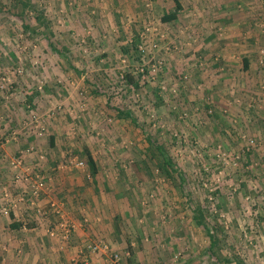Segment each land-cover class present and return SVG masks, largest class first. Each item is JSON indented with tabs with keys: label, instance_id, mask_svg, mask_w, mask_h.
<instances>
[{
	"label": "rangeland",
	"instance_id": "1",
	"mask_svg": "<svg viewBox=\"0 0 264 264\" xmlns=\"http://www.w3.org/2000/svg\"><path fill=\"white\" fill-rule=\"evenodd\" d=\"M170 1L0 0L1 250L26 256L21 240L41 224L56 236L65 210L88 241L77 261H66L70 244L53 250L63 264H264V76L252 93L222 83L213 62L199 66L187 44L196 39L161 22ZM149 138L172 159L171 175ZM84 147L107 164L97 178ZM62 162L86 192L70 210L47 175ZM49 197L44 214L37 202Z\"/></svg>",
	"mask_w": 264,
	"mask_h": 264
},
{
	"label": "crops",
	"instance_id": "2",
	"mask_svg": "<svg viewBox=\"0 0 264 264\" xmlns=\"http://www.w3.org/2000/svg\"><path fill=\"white\" fill-rule=\"evenodd\" d=\"M183 1L184 0H179L181 8L177 10L176 4V9H172V12H176L177 10V19L163 22L161 17L162 24L165 26H171L172 23H175L179 25V27L187 29L188 35L196 39L195 41H192V43L187 42V44H190L191 48L189 49L198 52L200 57L199 66H203V68L207 70L209 69V64L213 62L216 65V70H226L223 75L227 76H225L224 79H221L222 83L223 80L224 82L228 80L230 83H236L238 86L243 84V88L246 91L258 93L253 91L259 90L257 82L259 81V78L261 79L262 76H264L260 74L261 72H264V60H262L259 52L260 48L264 47V0ZM151 2L156 7L162 6L163 3H165V5L171 3L170 0H151ZM170 7L173 6L171 5ZM165 13L170 12L164 8L162 15ZM241 40H243V44L241 43ZM52 147V150L56 149L55 145H52ZM85 148L89 149L97 164L98 173L93 175L90 172L94 178H97L99 174L102 175L105 172L104 169L107 164L101 159L99 160L94 149L89 147H84L81 155L86 156ZM30 159H32L31 156ZM31 161H27L26 165ZM20 162L22 163V161ZM47 175L48 178L53 181V188L63 191V196L66 198L64 205H68L67 209H71L72 205L69 201L73 200L75 196H85L86 192L84 189H80L79 193L76 192L77 185L80 183V176L78 171L75 170V165H68L62 162L57 165L55 169L49 170ZM81 184L84 183L81 181ZM50 199L52 198L41 199L37 202V206H44L45 210L48 208L46 203H48ZM28 204L31 205L30 202H28ZM27 211L29 212L30 210L28 209ZM64 211L59 214V221L53 227L55 230L57 229L56 236L49 235L47 230L43 228L44 225L41 224L42 227L33 228L37 232L36 235L21 240L22 245L20 244V246L27 248L28 254L26 256L24 253L20 254V256H16V254H11L10 251L5 252L3 249H0V264H11L10 261H15L16 263L21 261L20 264H51L52 261H56L59 264H63L65 259L63 262L61 257L59 258L56 256L54 251L59 248L65 249L64 247L69 246V244L70 250L73 254L71 253L70 258L66 261L69 263L77 261V259L80 260L79 257H83L84 255L78 254V252L80 248L85 247V244L88 241L86 238L87 234L83 228L82 219H79L75 215V212H70V215L73 216L71 217ZM86 213H88V211H86ZM44 214L49 213L45 210ZM24 220L25 219H23V221ZM23 223L25 224V221ZM25 226L24 228H26ZM67 228H71L70 237L66 235V239L64 238L65 240L61 237H57L59 236V232L63 230H66L67 232ZM65 241H67V243ZM24 251L25 249L21 248L19 253ZM12 258H14V260ZM100 260L103 261L97 256L93 261L94 263L95 261L96 263H99L101 262ZM104 261L110 263L109 259L105 258ZM104 261L102 262L103 264H105Z\"/></svg>",
	"mask_w": 264,
	"mask_h": 264
},
{
	"label": "trees",
	"instance_id": "3",
	"mask_svg": "<svg viewBox=\"0 0 264 264\" xmlns=\"http://www.w3.org/2000/svg\"><path fill=\"white\" fill-rule=\"evenodd\" d=\"M181 8V4L180 2L177 0V10ZM177 10L176 12H170V13H165L162 16V21L163 22H169V21H173L177 19ZM39 19L41 20V18L39 17ZM42 21V20H41ZM43 22V21H42ZM52 46H54V44L51 43ZM134 47L138 50V46L136 44H134ZM61 51V50H60ZM128 80V84L134 85L136 87H138V79L136 74H132V73H128L127 75ZM141 76V74L139 75ZM35 98V95L30 96L29 101L32 102V100ZM118 117L119 118H132V114L130 111L125 110V109H121L118 108ZM133 119V118H132ZM134 121V119H133ZM149 143H151V145H153L155 148L151 149V152L155 155V156H159L161 155L162 157V163H161V168L168 174L171 175V171H175V166L174 163L172 161V159L168 156L167 151L165 150V148L161 145H158L156 141H154L153 138H149ZM53 145V144H52ZM85 155L87 156V162L88 165L90 167V170L92 172V174H97L98 173V168H97V164L93 158V156L91 155L90 151L88 148H85ZM197 219H200L199 222L200 224H204V220L202 219V217L200 218L199 216H197ZM214 242V240H213ZM79 264H84L79 263Z\"/></svg>",
	"mask_w": 264,
	"mask_h": 264
},
{
	"label": "built area",
	"instance_id": "4",
	"mask_svg": "<svg viewBox=\"0 0 264 264\" xmlns=\"http://www.w3.org/2000/svg\"><path fill=\"white\" fill-rule=\"evenodd\" d=\"M155 70L157 69V66L154 68ZM79 165H84L83 162H80ZM39 177V176H38ZM18 179H20L19 175H18ZM40 180H38L36 182V185L34 186V188L37 190H35V193H38V191H42L45 187H46V182L44 180V178H39ZM23 200H24V196H22ZM34 204V202H32ZM89 249L92 251V252H97L99 250V245H94V244H89ZM114 257L116 259V261H119L120 260V255L119 254H114Z\"/></svg>",
	"mask_w": 264,
	"mask_h": 264
}]
</instances>
